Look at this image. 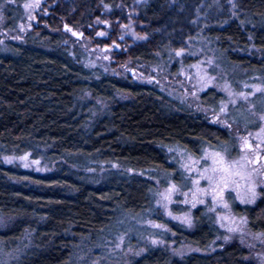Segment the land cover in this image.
I'll use <instances>...</instances> for the list:
<instances>
[{"label": "trees", "instance_id": "16d2710c", "mask_svg": "<svg viewBox=\"0 0 264 264\" xmlns=\"http://www.w3.org/2000/svg\"><path fill=\"white\" fill-rule=\"evenodd\" d=\"M25 1L0 0L9 27H16ZM138 1L48 0L50 15L22 42L0 46V216L9 219L0 229V253H20L7 263L0 254V264H88L91 254L118 236L119 221L137 215L167 224L173 236L156 234L160 238L200 252L178 256L169 246L141 245L132 232H123L131 246L144 250L129 264H256L237 243L209 253L223 233L204 207L194 211L193 231L155 209L161 187L184 181L171 151L236 155L233 133L157 87L86 67L66 43V27L87 30L108 12L113 22H125ZM234 4L147 0L136 9L147 40L119 60L168 65L188 40L202 37L236 89L251 78L264 79V0ZM202 98L215 108L224 99L215 90ZM26 153L51 171L40 174L3 161ZM261 193L256 206L233 208L264 235Z\"/></svg>", "mask_w": 264, "mask_h": 264}, {"label": "rangeland", "instance_id": "374dc122", "mask_svg": "<svg viewBox=\"0 0 264 264\" xmlns=\"http://www.w3.org/2000/svg\"><path fill=\"white\" fill-rule=\"evenodd\" d=\"M146 1H138L134 8L128 11L125 22L120 20L113 22L108 12L104 18L96 20L87 30L66 27L64 30L67 36L66 43L73 56L79 58L81 64L86 67L95 69L101 74L131 78L138 84L157 87L165 95L203 113L212 124L233 133L238 142L236 155H230L228 151L218 149H206L200 157H195L181 149L171 151L172 158L177 161L183 171L184 181L182 186L171 182L161 187L156 194L155 209L168 221L193 231L194 211L204 207V212L213 217L215 225L223 233L220 238L215 239L209 253H216L226 245L237 243L246 249L248 261L264 264V235L252 231L247 217L237 214L233 208V203L256 206L261 199V191L264 190V79L251 78L252 82L242 85L241 89H236L215 58L210 44L202 37L188 40L176 52L168 65H134L129 60H119L122 53L147 40L136 19V9ZM228 1L231 8L235 7V0ZM35 3L36 0H26L21 4L22 13L15 28L8 26L4 12L5 4L0 3V46L2 48L7 49L11 42H22L26 35L39 25L42 17L50 15L48 0H39L38 7ZM25 4L31 7L25 8ZM174 61H178L176 69L171 66ZM210 90H215L224 98L218 108L202 103V96ZM118 97L124 96L120 94ZM210 101L213 102V99ZM100 104L103 105L101 102ZM245 142L252 147H245ZM217 153L219 154L217 159L223 158L224 164L230 167L233 173L231 180L234 183H230L224 191L223 202L213 201L212 195L208 194L201 197L204 203H197L195 207H192V190L195 187L192 181L199 180L200 171L212 166L210 157ZM22 157L27 159H21ZM257 157L260 159L257 160ZM3 161L7 165H16L24 170L40 174L51 171L48 163L41 158H34L30 153L7 156L3 158ZM34 161H39V164ZM192 161L198 163L193 165ZM25 164L28 166L25 167ZM185 164L196 170L185 169L183 167ZM88 172L96 171L90 169ZM171 185H175L178 190L173 193L171 202L165 208V202L160 194ZM199 187L206 189L209 185L206 180H200ZM253 187L256 192L254 202H242L248 198L249 189ZM184 193L188 195L185 196ZM186 199L189 203H184ZM224 203H227L228 207H224ZM185 217L188 218L187 221ZM8 222V218L0 216V229L4 228ZM118 224L121 229L118 236L91 254L89 258L91 261L88 264H129L132 257L140 256L144 252L143 248L131 246L126 235L121 234L123 232H132L141 245L148 243L153 246H169L178 256L200 252L195 246L188 244L178 246L174 241H167L157 236L156 234L173 236L168 225L163 222L146 220L144 216L137 215L125 216ZM149 232L151 234H148ZM154 241L156 243H153ZM0 254L6 263L20 255L19 251Z\"/></svg>", "mask_w": 264, "mask_h": 264}, {"label": "snow or ice", "instance_id": "6c2138e0", "mask_svg": "<svg viewBox=\"0 0 264 264\" xmlns=\"http://www.w3.org/2000/svg\"><path fill=\"white\" fill-rule=\"evenodd\" d=\"M35 6H39V0H36ZM31 7V5L25 4V8ZM75 34V33H74ZM103 35V33H101ZM179 55V53H177ZM245 147L251 148L252 146L250 144H247L245 142ZM219 154H213L212 157V166L204 168L202 171H200V179L199 180H193L192 183L195 186L194 190H192V207H195L197 203H204V200L201 198L203 196H207L208 194L212 195L213 201H221L223 202L224 197V191L229 187L230 183H234V181L231 180V176L233 173L230 171V167L224 164L223 158H219ZM21 159H27V157H22ZM260 157H257V160H259ZM34 163L39 164V161H34ZM198 163L197 161H192V164ZM28 165L25 164V167ZM183 167L189 171H194L196 169L190 167L189 165L185 164ZM236 175H239V173H235ZM200 180H206L209 187L208 188H200L199 183ZM178 189L175 185H171L164 193H161V197L163 199L164 207L167 208L168 203L172 200V195L175 191ZM249 196L246 200H242V202H254L256 198V192L255 188L249 189ZM185 196L188 195V193H184ZM239 195V193H238ZM184 203H189V201L186 199ZM224 207H228L227 203H224ZM214 210V209H212ZM186 221L188 220L187 217L184 218ZM190 223V221H188ZM157 227H160L157 225ZM153 243H156L155 241Z\"/></svg>", "mask_w": 264, "mask_h": 264}]
</instances>
